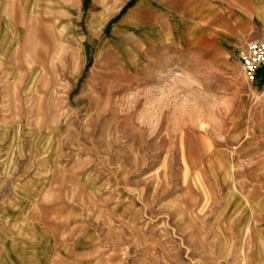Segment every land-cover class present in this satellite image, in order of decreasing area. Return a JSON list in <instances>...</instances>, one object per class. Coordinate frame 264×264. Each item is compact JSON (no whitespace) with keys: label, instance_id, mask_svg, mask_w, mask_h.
I'll use <instances>...</instances> for the list:
<instances>
[{"label":"rangeland","instance_id":"obj_1","mask_svg":"<svg viewBox=\"0 0 264 264\" xmlns=\"http://www.w3.org/2000/svg\"><path fill=\"white\" fill-rule=\"evenodd\" d=\"M104 40L3 71L0 193L42 179L53 221L83 206L100 240L82 264H264V82L241 49L194 79Z\"/></svg>","mask_w":264,"mask_h":264},{"label":"crops","instance_id":"obj_2","mask_svg":"<svg viewBox=\"0 0 264 264\" xmlns=\"http://www.w3.org/2000/svg\"><path fill=\"white\" fill-rule=\"evenodd\" d=\"M106 32L115 46L132 42V66L150 74L175 68L197 79L210 64L217 68L264 40V0H0V76L20 74L25 58L35 60L45 47L71 44L82 54L105 48ZM32 185L35 192L0 193V263L82 264L100 240L86 209L66 204L53 221V210L38 203L43 180Z\"/></svg>","mask_w":264,"mask_h":264},{"label":"built area","instance_id":"obj_3","mask_svg":"<svg viewBox=\"0 0 264 264\" xmlns=\"http://www.w3.org/2000/svg\"><path fill=\"white\" fill-rule=\"evenodd\" d=\"M240 67L250 83L264 82V40L253 41L239 51Z\"/></svg>","mask_w":264,"mask_h":264},{"label":"bare ground","instance_id":"obj_4","mask_svg":"<svg viewBox=\"0 0 264 264\" xmlns=\"http://www.w3.org/2000/svg\"><path fill=\"white\" fill-rule=\"evenodd\" d=\"M239 92H240V88L238 87V90L236 92L237 96L239 95ZM253 93V92H252ZM53 104V103H52ZM264 104V103H263ZM56 107V106H55ZM49 110V109H48ZM51 110V109H50ZM248 112V111H247ZM235 187V186H234Z\"/></svg>","mask_w":264,"mask_h":264}]
</instances>
